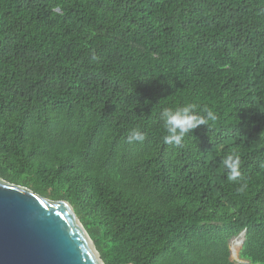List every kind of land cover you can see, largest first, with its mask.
I'll return each instance as SVG.
<instances>
[{"label": "trees", "instance_id": "16d2710c", "mask_svg": "<svg viewBox=\"0 0 264 264\" xmlns=\"http://www.w3.org/2000/svg\"><path fill=\"white\" fill-rule=\"evenodd\" d=\"M189 104L217 119L165 143ZM0 177L105 264H264V0H0Z\"/></svg>", "mask_w": 264, "mask_h": 264}, {"label": "water", "instance_id": "95a60500", "mask_svg": "<svg viewBox=\"0 0 264 264\" xmlns=\"http://www.w3.org/2000/svg\"><path fill=\"white\" fill-rule=\"evenodd\" d=\"M246 231L237 238L244 244ZM232 258L243 262L240 254ZM0 264H105L68 200L0 177Z\"/></svg>", "mask_w": 264, "mask_h": 264}, {"label": "clouds", "instance_id": "9594fccd", "mask_svg": "<svg viewBox=\"0 0 264 264\" xmlns=\"http://www.w3.org/2000/svg\"><path fill=\"white\" fill-rule=\"evenodd\" d=\"M205 111L206 117L200 116L196 114L195 106L191 104L184 107H179L175 110L164 109V111L162 112V117L168 133L164 137L165 143L181 145L182 140L186 134L193 131L200 125H205L209 120L215 121L217 119L214 112L207 109ZM144 139V134L139 131H133L129 136V142H142ZM223 164L224 167L229 171V180L236 181L241 177L240 157L237 154L233 153L228 155L224 159ZM234 239L231 240V243Z\"/></svg>", "mask_w": 264, "mask_h": 264}, {"label": "rangeland", "instance_id": "374dc122", "mask_svg": "<svg viewBox=\"0 0 264 264\" xmlns=\"http://www.w3.org/2000/svg\"><path fill=\"white\" fill-rule=\"evenodd\" d=\"M233 241H232V243H233ZM240 246H241V239L237 238V240L235 241V243L232 244V247H234V249H236L237 251H239V254H240V250H241V247Z\"/></svg>", "mask_w": 264, "mask_h": 264}, {"label": "bare ground", "instance_id": "6f19581e", "mask_svg": "<svg viewBox=\"0 0 264 264\" xmlns=\"http://www.w3.org/2000/svg\"><path fill=\"white\" fill-rule=\"evenodd\" d=\"M239 239L242 240V238H239ZM236 240H237V239H234V241H233L232 244H234ZM240 247H242V242H241V246H240ZM232 249H233V253H234V254H239V251H237L236 249H234V247H232Z\"/></svg>", "mask_w": 264, "mask_h": 264}]
</instances>
